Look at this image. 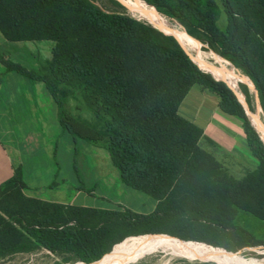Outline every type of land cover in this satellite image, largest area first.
Masks as SVG:
<instances>
[{
    "label": "trees",
    "instance_id": "trees-1",
    "mask_svg": "<svg viewBox=\"0 0 264 264\" xmlns=\"http://www.w3.org/2000/svg\"><path fill=\"white\" fill-rule=\"evenodd\" d=\"M117 2V10H108L93 0H0V31L13 42L54 43L47 73L18 64H11L12 69L44 83L58 106L60 125L102 145L121 182L152 197L156 208L139 213L123 205L94 208L29 197L17 167L0 187V256L45 249L69 255L67 261L92 264L130 236L160 232L231 252L258 245L234 221L240 210L264 221L260 133L226 82L207 76L179 39L140 23ZM149 2L181 22L203 49L249 77L264 112V0ZM219 2L226 15L224 29L217 23ZM195 85L215 93L220 109L242 121L258 160V167L242 179L200 147L203 130L180 115L179 107ZM68 98L82 102L103 128L70 116ZM245 101L252 110L248 96ZM156 235L176 239L170 233Z\"/></svg>",
    "mask_w": 264,
    "mask_h": 264
},
{
    "label": "rangeland",
    "instance_id": "rangeland-1",
    "mask_svg": "<svg viewBox=\"0 0 264 264\" xmlns=\"http://www.w3.org/2000/svg\"><path fill=\"white\" fill-rule=\"evenodd\" d=\"M93 1H95V3L99 6L108 10H117L114 1H118L125 6L123 8L127 10L130 15H132L139 21H145L152 26L156 25L167 28L166 26L160 24L155 20H150L139 16L137 12L131 9L132 5L128 0ZM219 7L220 15L217 23L220 28L224 29L227 21L223 6L220 2ZM150 11L155 12L153 10ZM166 19H168L169 22L173 24L179 23V21L176 19L170 20L169 17H167ZM180 23L178 25L182 27L185 32V28ZM161 32L165 33L164 31ZM186 38L187 40H189L190 45L193 46V49L197 50L192 40L188 36H186ZM37 43L40 49L44 47L48 52V54L45 55L43 54L44 49L43 51L41 50V53L39 55L41 60L44 61L45 59H47L46 57L48 55V58H50V48H52L54 43L52 41H40ZM198 43L200 49L202 50V54L206 55L204 56V60L209 63H213V58L210 57V55L212 54L213 57L219 55L215 54L212 51L203 49L201 43L199 41ZM47 47L49 48V50L47 49ZM188 53L192 57L194 56V54H190L189 50ZM222 60L230 70H235V73L239 76H235L233 80H227L222 77H215L211 73L210 74L217 80H222L227 83L230 82L231 86L234 87V90L238 91L244 99H246V97L248 96L252 111L255 112L254 114L260 111L259 114L264 122V112L260 104L259 96L258 100L260 106L257 103L256 92L252 85L253 82L251 83L248 79H246L244 77L246 75L241 70L232 66L227 60L223 58ZM242 84L245 85H243L241 90ZM245 87H247V90H245ZM236 95L245 108L239 95ZM42 110L43 113L39 112V115L43 114L45 116L43 124L45 140L47 142H50L53 147L57 149L59 148L58 153H56L55 155L47 153L43 155V162L41 165H43V179L46 183L51 179V175L55 174L51 181L53 183L59 182V186L61 187L60 189L64 190L65 192V187L67 186L62 183V177L66 178V180H68L67 183L70 187L67 197L71 201H74V203L77 205L94 208H111L116 207L117 205H123L133 211L140 213H151L153 211V204L155 200L152 197L123 185L118 180V176H116L113 181H110L108 179V174L100 173V170L96 167V144H93L78 135L70 134L67 130L63 129L58 122V119L56 117L57 115L54 113L51 107L45 106ZM66 111L70 116L74 118L80 119L81 121H85L87 123H91L99 129L103 128V123L98 120L92 114V112L84 106L82 102L78 100L68 98L66 100ZM254 114H252L251 116L248 115L250 121L252 120L254 122ZM68 149L75 153H71L69 155ZM49 160H51L50 162L58 163L60 165V169L57 168L58 166L50 169ZM109 164L111 168L116 172V169L111 165L110 161ZM47 169L49 170L47 171ZM55 187V184H51V188L49 189H56ZM79 187L80 189H82V191L78 190ZM39 195H43L48 199L54 197V194H52L50 190L47 191V193H39ZM234 224L248 231L258 241H260V243L258 245L245 247L241 250H238L237 252H231L222 247H214L208 243L179 238L171 232H160L170 233L177 240L156 235L160 233L130 236L121 243L116 244L113 248V251L117 246L120 245L127 247V249L120 255V261L118 264H264V221L257 219L250 213L240 210L237 213ZM162 241H174L180 243L181 245H178V248H186V245L189 244V246L191 245L193 247H196V249L201 253L205 252V250H208L211 251V254L207 256H199L195 253V251H193V249L191 250V248L189 251H181L179 249L168 247ZM67 258H69V255L62 256L53 254L47 250L38 249L30 252H17L0 256V264H84L76 260L67 261Z\"/></svg>",
    "mask_w": 264,
    "mask_h": 264
},
{
    "label": "crops",
    "instance_id": "crops-1",
    "mask_svg": "<svg viewBox=\"0 0 264 264\" xmlns=\"http://www.w3.org/2000/svg\"><path fill=\"white\" fill-rule=\"evenodd\" d=\"M47 49L49 50L48 47ZM41 50L43 54H48L44 47L40 49L37 42L9 41L0 31V187L12 177L14 169L20 167L27 185V196L64 205L82 206L68 199L70 187L66 178L62 177V183L67 186L65 192L60 189L59 182L51 181L55 174L51 175L47 183L43 179V155H55L59 148L45 140V116L39 115V112L43 113L45 106L51 107L58 119L57 104L44 83L33 81L11 67V64H18L28 71L47 73L52 57L51 48L50 58L48 55L44 61L39 56ZM179 113L203 130L200 147L211 153L230 175L242 179L258 167V160L249 149L242 121L220 109L219 97L215 93L199 85L193 86L182 101ZM96 146V167L100 173L108 174L110 181L118 176L121 182L106 149L100 144ZM71 153L75 152L68 149V154ZM49 166L50 169L57 166L60 169L58 163L50 162ZM51 184H55L56 189H49ZM49 190L54 194L51 199L39 195ZM78 190L82 191L80 187ZM156 205L155 201L153 211Z\"/></svg>",
    "mask_w": 264,
    "mask_h": 264
},
{
    "label": "bare ground",
    "instance_id": "bare-ground-1",
    "mask_svg": "<svg viewBox=\"0 0 264 264\" xmlns=\"http://www.w3.org/2000/svg\"><path fill=\"white\" fill-rule=\"evenodd\" d=\"M130 2L131 9L134 10L135 12H137V14L143 18H147L150 20H155L157 22H159L160 24H163L164 26L167 27L166 28H161L159 26L154 25L155 28L161 30V31H165V32H171L173 34V36L180 42V44L187 50H189L190 54H194V56L191 57L193 58V60L207 73H211L214 76L217 77H223L227 80H233V78L235 76H239L235 73V70L232 71L230 70L223 62L222 58H220L219 56H215L213 57V55L211 54L210 57L213 58V63H209L206 60H204V56H206L205 54H202V50L199 47V43L197 40H195L192 36H190L186 31L184 32V30L182 29V27H180L178 24H173L171 22H169L168 19H166L164 16L160 15L159 12L151 5H148L146 2V5L149 8H152L153 10H155V12H152L148 9L145 8V6L143 5L141 0H128ZM134 13V12H133ZM176 22V21H175ZM186 36H188L192 42L195 45V49H193V46L190 45L189 40H187ZM187 50V51H188ZM196 60H195V59ZM205 67V68H204ZM218 73V74H216ZM221 74V75H219ZM225 75V76H224ZM227 83V82H226ZM228 86H231V83H227ZM234 90V87H232ZM240 97L241 101L243 102L244 106H245V110L247 112L248 115H252L255 112H253L252 110H249L245 104V99L239 94L238 91L234 90ZM260 112V111H259ZM259 112H257L256 114L253 115V119H254V123L253 126L256 127L257 131L260 133L262 139L264 140V122L259 114ZM142 242V241H141ZM164 244H166L168 247L173 248V249H179L181 251H189L190 248L191 250L193 249V251H195V253L199 256H207L211 254V251L205 250V252L201 253L199 252L196 247L193 246H189V244H187L186 248H178V245H181L180 243L174 242V241H162ZM144 243V242H143ZM141 243V244H143ZM127 249V247L125 246H117L115 248V250L113 251V253L111 255H108L106 257H104L102 260L95 262L93 264H118L119 263V257L120 255ZM187 253V252H186ZM221 255V254H220ZM238 260V259H237ZM226 261V260H225ZM242 264V263H241Z\"/></svg>",
    "mask_w": 264,
    "mask_h": 264
},
{
    "label": "water",
    "instance_id": "water-1",
    "mask_svg": "<svg viewBox=\"0 0 264 264\" xmlns=\"http://www.w3.org/2000/svg\"><path fill=\"white\" fill-rule=\"evenodd\" d=\"M147 2L148 3H150L149 2V0H147ZM151 4V3H150ZM121 5V4H120ZM152 5V4H151ZM127 11V10H126ZM128 12V11H127ZM159 12V11H158ZM129 13V12H128ZM159 14L160 15H162V16H165V15H163V14H161L160 12H159ZM131 17H133L132 15H131ZM166 17V16H165ZM134 18V17H133ZM135 19V18H134ZM170 20H173V19H171V18H169ZM137 20V19H136ZM137 21H139V20H137ZM140 23H142L141 21H139ZM143 24V23H142ZM145 25V24H144ZM165 32V31H164ZM165 34L166 35H168V36H171V37H173V34L171 33V32H165ZM190 36L192 35V34H190V33H188ZM174 38V37H173ZM175 39V38H174ZM206 45H207V47H209V48H211L210 46H209V44L204 40V39H202V38H200ZM181 45V44H180ZM182 46V45H181ZM182 48H183V46H182ZM184 49V48H183ZM185 51V50H184ZM186 52V51H185ZM187 55H189V54H187ZM190 56V55H189ZM190 58L193 60V58L190 56ZM194 61V60H193ZM195 62V61H194ZM196 63V62H195ZM197 64V63H196ZM198 65V64H197ZM199 66V65H198ZM200 67V66H199ZM201 68V67H200ZM205 72V71H204ZM206 73V75L207 76H209L208 74H207V72H205ZM244 76V75H243ZM246 79H248L251 83H252V81L247 77V76H244ZM218 83H220L219 81H217ZM252 85H253V88H254V90H255V92H256V99H257V103H258V105H259V100H258V91H257V89L255 88V86H254V84L252 83ZM230 87V86H229ZM232 90H233V88L232 87H230ZM234 91V90H233ZM235 92V91H234ZM235 94H237L236 92H235ZM260 106V105H259ZM247 113V112H246ZM248 115V114H247ZM249 117V116H248ZM250 120V119H249ZM251 122V121H250ZM252 124V123H251ZM253 125V124H252ZM255 128V127H254ZM256 129V128H255ZM256 131H257V129H256ZM258 132V131H257ZM259 133V132H258Z\"/></svg>",
    "mask_w": 264,
    "mask_h": 264
}]
</instances>
